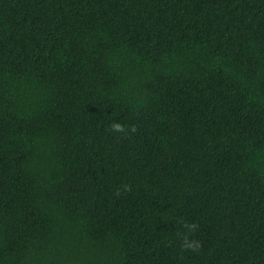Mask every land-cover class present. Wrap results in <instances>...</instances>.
Wrapping results in <instances>:
<instances>
[{
  "label": "trees",
  "instance_id": "16d2710c",
  "mask_svg": "<svg viewBox=\"0 0 264 264\" xmlns=\"http://www.w3.org/2000/svg\"><path fill=\"white\" fill-rule=\"evenodd\" d=\"M0 264H264V0H0Z\"/></svg>",
  "mask_w": 264,
  "mask_h": 264
},
{
  "label": "clouds",
  "instance_id": "9594fccd",
  "mask_svg": "<svg viewBox=\"0 0 264 264\" xmlns=\"http://www.w3.org/2000/svg\"><path fill=\"white\" fill-rule=\"evenodd\" d=\"M113 127H114L115 129H117V130H120V129H121V125H119V124H114Z\"/></svg>",
  "mask_w": 264,
  "mask_h": 264
}]
</instances>
